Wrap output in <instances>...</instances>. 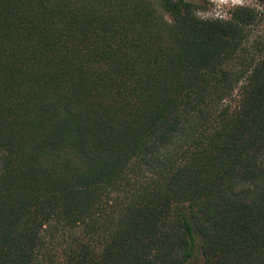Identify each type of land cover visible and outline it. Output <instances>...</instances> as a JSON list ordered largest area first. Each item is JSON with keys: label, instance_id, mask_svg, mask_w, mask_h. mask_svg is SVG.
Returning <instances> with one entry per match:
<instances>
[{"label": "trees", "instance_id": "trees-1", "mask_svg": "<svg viewBox=\"0 0 264 264\" xmlns=\"http://www.w3.org/2000/svg\"><path fill=\"white\" fill-rule=\"evenodd\" d=\"M204 8L0 0V264H264L260 12Z\"/></svg>", "mask_w": 264, "mask_h": 264}, {"label": "rangeland", "instance_id": "rangeland-1", "mask_svg": "<svg viewBox=\"0 0 264 264\" xmlns=\"http://www.w3.org/2000/svg\"><path fill=\"white\" fill-rule=\"evenodd\" d=\"M205 2L204 9H198L197 15L201 18H219L228 19L230 12L237 6H248L256 8L260 12L259 21L253 27L251 32L253 38V46L258 37L264 36V9L259 6L255 0H203ZM251 42V40H250ZM261 49L253 48L254 53H258Z\"/></svg>", "mask_w": 264, "mask_h": 264}]
</instances>
